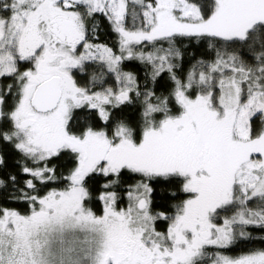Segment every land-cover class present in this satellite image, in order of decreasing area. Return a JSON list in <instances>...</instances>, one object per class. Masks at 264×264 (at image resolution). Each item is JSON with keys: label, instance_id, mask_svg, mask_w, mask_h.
<instances>
[{"label": "snow or ice", "instance_id": "snow-or-ice-1", "mask_svg": "<svg viewBox=\"0 0 264 264\" xmlns=\"http://www.w3.org/2000/svg\"><path fill=\"white\" fill-rule=\"evenodd\" d=\"M0 264H264V0H0Z\"/></svg>", "mask_w": 264, "mask_h": 264}]
</instances>
